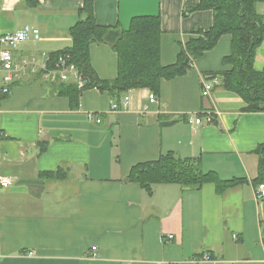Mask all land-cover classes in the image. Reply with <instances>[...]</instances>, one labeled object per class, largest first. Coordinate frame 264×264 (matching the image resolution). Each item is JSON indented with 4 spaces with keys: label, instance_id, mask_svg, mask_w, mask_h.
Wrapping results in <instances>:
<instances>
[{
    "label": "crops",
    "instance_id": "1",
    "mask_svg": "<svg viewBox=\"0 0 264 264\" xmlns=\"http://www.w3.org/2000/svg\"><path fill=\"white\" fill-rule=\"evenodd\" d=\"M90 1L99 25L126 28L134 16L158 14L163 65L176 62L193 28L213 23L212 10H187L199 0ZM83 4L0 0V33L24 25L40 33L12 51L15 63L28 65L0 99V177L10 180L0 184V264H193L201 253L211 256L203 264H264V200L254 193L264 182V152L257 150L264 111L243 110L245 101L221 84L202 91L208 76L231 67L223 64L231 35H221L185 73L162 78L155 102L147 99L150 89L133 88L128 104L111 110L116 98L86 87L74 107L42 66L51 52L71 45ZM256 10L264 18V0ZM89 58L98 79L116 78L109 44L92 43ZM253 67H264V34ZM196 117L202 122H190ZM169 152L198 158L219 179L243 181L223 191L214 182L198 189L156 183L149 193L126 180L133 165ZM58 169L64 179L41 175Z\"/></svg>",
    "mask_w": 264,
    "mask_h": 264
},
{
    "label": "trees",
    "instance_id": "2",
    "mask_svg": "<svg viewBox=\"0 0 264 264\" xmlns=\"http://www.w3.org/2000/svg\"><path fill=\"white\" fill-rule=\"evenodd\" d=\"M29 7H36L40 0H23ZM258 0H199L188 11L210 9L213 23L208 30L193 28L185 43L180 45L176 62L163 65L160 61V17L140 15L132 17L129 25H99L93 14V3L84 0L79 13L81 17L70 28L72 43L69 47L51 52L47 68L56 67L59 56L68 55V62L86 80L84 88L98 87L119 99L133 88H148L157 93L162 78L170 79L186 72L191 62L203 52L213 48L223 34L231 35L230 53L223 57L227 70L212 73L220 84L237 93L246 103L243 110L264 111V67H253L255 49L264 34V18L256 10ZM185 12H183V15ZM107 43L117 55L118 72L112 80H100L90 65L89 46ZM83 88V89H84ZM57 91L69 97L74 107L78 104L79 88L73 81L58 83ZM264 152V144L257 148ZM260 160V166H261ZM42 176L64 179L60 169L41 173ZM128 181L138 182L149 193L156 183H177L183 188H200L205 182H214L218 191L242 182L243 179H219L215 172L204 171L198 158H179L173 153L162 154L158 159L133 165ZM261 181H257L256 184Z\"/></svg>",
    "mask_w": 264,
    "mask_h": 264
},
{
    "label": "built area",
    "instance_id": "3",
    "mask_svg": "<svg viewBox=\"0 0 264 264\" xmlns=\"http://www.w3.org/2000/svg\"><path fill=\"white\" fill-rule=\"evenodd\" d=\"M40 38L39 29L30 25H24L22 28L6 33H0V99L2 96L9 94L11 85L17 81L21 75L24 74L26 66L28 65L27 61L22 63H15L12 58V51L24 41L27 40H37ZM68 55H61L58 58L56 67L47 68V63L45 62L42 66L44 76L46 79L52 82H62L66 83L68 81H73L79 89L85 87V80L79 70L75 67L74 64L68 62ZM48 60V58H47ZM30 63H34V59ZM220 85V81L217 77H211L208 81L202 83L203 94H208L211 89ZM147 99L149 102H155L157 96L154 92L150 91ZM129 102V94L125 92L119 99H113L110 103V109L116 110L121 106H126ZM146 108V106L144 107ZM92 117V115H89ZM207 121H211L212 118L210 115L206 117ZM97 122H100V119L96 118ZM190 122L199 124L202 122L200 117H196L194 120L190 119ZM0 184L7 186L10 184V180L6 177H0ZM255 198L257 200H264V182H260L255 186ZM172 234H168L164 237L165 239H171ZM96 246H92L91 257H97V252L95 251ZM211 260L209 253H201L191 258L193 264H203Z\"/></svg>",
    "mask_w": 264,
    "mask_h": 264
}]
</instances>
